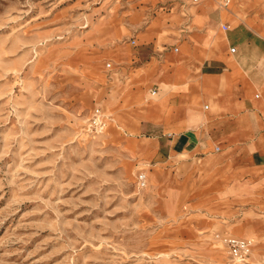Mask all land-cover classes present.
<instances>
[{
    "label": "rangeland",
    "instance_id": "1",
    "mask_svg": "<svg viewBox=\"0 0 264 264\" xmlns=\"http://www.w3.org/2000/svg\"><path fill=\"white\" fill-rule=\"evenodd\" d=\"M209 1L0 0V264H264V87L261 112L228 134L191 116L193 149L179 154L148 117L170 94L161 69L128 97L139 68L181 52L170 33L189 35ZM232 3L209 10L231 20ZM231 237L250 253L235 256Z\"/></svg>",
    "mask_w": 264,
    "mask_h": 264
},
{
    "label": "crops",
    "instance_id": "2",
    "mask_svg": "<svg viewBox=\"0 0 264 264\" xmlns=\"http://www.w3.org/2000/svg\"><path fill=\"white\" fill-rule=\"evenodd\" d=\"M209 2L214 4L215 0ZM210 4L194 7V11L201 13V19L196 22H194L195 18L191 19L194 29L189 35H185L184 27H180L179 33L175 31L173 36L172 32L170 33V37L180 42L181 52H170L161 67L151 64L147 69L139 68L138 72L141 75L133 82L138 88L133 90L131 84L128 88V97L135 96L134 92L141 89L142 85L146 87L149 85L157 68L161 69L160 74L157 75L158 80L170 94L162 95V100L158 101L164 102L165 109L157 111L162 103L150 106L148 117L149 121L155 124H163L165 131L173 140L172 150L178 154L184 151L189 153L193 149L190 146L193 142L191 133L193 131L185 130L187 126L185 124L191 116H195V113L201 117H209L207 120L209 126L213 133L219 136L218 133L228 134L232 129L236 130L237 123H243L252 114L260 113L263 107L262 98L257 99L256 96L259 97V94H254L257 89L264 87L262 75L256 69L259 63L264 62V17L258 16L261 7L256 5V0H233L232 4L237 8L238 13L234 15L236 10L229 11L230 17H233L230 20L229 15L224 11L211 12ZM251 7L256 8L257 12L249 14L244 19L241 10ZM185 16L186 13L179 10L175 21L184 19ZM222 19L228 20L233 29L231 30L227 22L223 25H227L228 29L225 30L223 25L221 29L219 24ZM220 30L223 31V35ZM150 31L158 34L163 31L165 34L166 27L162 29L160 22L155 20ZM232 47L236 48L235 52L231 51ZM177 48L179 50V47ZM155 89L158 93L159 88ZM143 90L141 97H144ZM203 107L211 110L207 112L202 109ZM195 109L198 111L196 112ZM240 130L242 131L240 134L243 133L244 136L250 132L248 128H240ZM208 133L211 138L212 132ZM217 149H220L219 145ZM255 153L260 156L264 154L258 149Z\"/></svg>",
    "mask_w": 264,
    "mask_h": 264
},
{
    "label": "built area",
    "instance_id": "3",
    "mask_svg": "<svg viewBox=\"0 0 264 264\" xmlns=\"http://www.w3.org/2000/svg\"><path fill=\"white\" fill-rule=\"evenodd\" d=\"M196 1H198V0H196ZM230 1L231 0H221V5L223 7H226L227 5H229ZM223 28L225 30H227L228 26L223 25ZM175 49L178 50V48H175ZM231 51L235 52L236 48L232 47ZM156 92H157L156 89L153 90V94H155ZM90 126L97 131H102L105 128V121L103 119V115H102V112L100 109H96L94 115L92 116ZM146 180H147V175L145 173L141 174L140 175V181L143 185L146 184ZM228 244L230 245V248L232 249L234 255L239 257V258H244L251 251V243H250V241H248L246 239L231 237L228 239Z\"/></svg>",
    "mask_w": 264,
    "mask_h": 264
},
{
    "label": "bare ground",
    "instance_id": "4",
    "mask_svg": "<svg viewBox=\"0 0 264 264\" xmlns=\"http://www.w3.org/2000/svg\"><path fill=\"white\" fill-rule=\"evenodd\" d=\"M228 10H229V9H228ZM226 11H227V10H226ZM262 31H263V30H262ZM220 32H221V31H220ZM135 94H136V93H135ZM139 95H140V94H139ZM146 95H147V94H146ZM144 100H145V99H144ZM144 100H143V101H144ZM146 102H147V101H146ZM133 103H134V102H133ZM140 103H141V101H140ZM125 104H127V103H125ZM145 105H146V104H145ZM127 106H128V105H127ZM134 106H135V105H134ZM140 110H141V109H140ZM116 120H117V119H116ZM110 128H111V127H110ZM110 130H111V129H110ZM142 143H143V142H142ZM140 145H142L143 147H145L144 143H143V144H140ZM142 146H141V147H142Z\"/></svg>",
    "mask_w": 264,
    "mask_h": 264
}]
</instances>
